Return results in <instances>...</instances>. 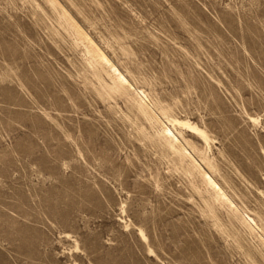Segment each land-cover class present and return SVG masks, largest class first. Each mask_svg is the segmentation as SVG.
<instances>
[{"label":"rangeland","instance_id":"1","mask_svg":"<svg viewBox=\"0 0 264 264\" xmlns=\"http://www.w3.org/2000/svg\"><path fill=\"white\" fill-rule=\"evenodd\" d=\"M0 264H264V0H0Z\"/></svg>","mask_w":264,"mask_h":264},{"label":"bare ground","instance_id":"2","mask_svg":"<svg viewBox=\"0 0 264 264\" xmlns=\"http://www.w3.org/2000/svg\"><path fill=\"white\" fill-rule=\"evenodd\" d=\"M99 56L101 57V55H99ZM103 58L105 60H107L105 57H103ZM98 61H100V60H98ZM109 66L111 67L112 72H113V76H114V78L116 80H119L122 83H127L128 82L127 78L120 71V69L118 67H116L115 65H112V64H110ZM137 93L139 94V96H140L141 99H143L145 97V95H146L143 91H139ZM155 118H157V117H155ZM171 121H172V123H179V125L182 124V125H185V126L191 128L192 130L196 131L201 138L207 140L206 134L202 130H200L199 128H197L196 126H194L193 124H190L188 122H182V121H179L177 119H171ZM164 132L167 135L168 139L170 140L172 146H175L176 142L178 141V136L175 134V132L170 127H165L164 128ZM186 153L190 157L194 158V156L190 152H187L186 151ZM202 172H203L204 176L208 179V182L210 183L211 187L216 191L217 195L220 196V197H222V198H226L227 200H229L228 197H227V195L224 193L223 189L221 188V186L217 183V181L211 175H209L205 170H203ZM247 220H248L247 222L250 225L255 224V220L252 217H249Z\"/></svg>","mask_w":264,"mask_h":264}]
</instances>
